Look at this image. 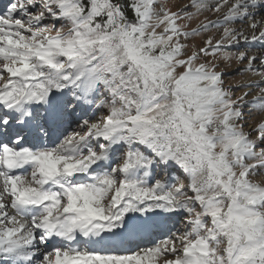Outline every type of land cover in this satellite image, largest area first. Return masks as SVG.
Here are the masks:
<instances>
[{
    "label": "snow or ice",
    "instance_id": "6c2138e0",
    "mask_svg": "<svg viewBox=\"0 0 264 264\" xmlns=\"http://www.w3.org/2000/svg\"><path fill=\"white\" fill-rule=\"evenodd\" d=\"M0 264H264V0H8Z\"/></svg>",
    "mask_w": 264,
    "mask_h": 264
},
{
    "label": "rangeland",
    "instance_id": "374dc122",
    "mask_svg": "<svg viewBox=\"0 0 264 264\" xmlns=\"http://www.w3.org/2000/svg\"><path fill=\"white\" fill-rule=\"evenodd\" d=\"M7 2L8 0H0V4H2V6H0V9H2ZM187 2L188 0H172L173 4H185ZM253 51H257V49L254 48ZM247 79H258V77L253 76L252 74L248 73V74H244L243 76L237 75L235 76V78H233L232 76H229L227 78V80L232 81V82H238L240 80H247Z\"/></svg>",
    "mask_w": 264,
    "mask_h": 264
},
{
    "label": "bare ground",
    "instance_id": "6f19581e",
    "mask_svg": "<svg viewBox=\"0 0 264 264\" xmlns=\"http://www.w3.org/2000/svg\"><path fill=\"white\" fill-rule=\"evenodd\" d=\"M0 6H2V4H0Z\"/></svg>",
    "mask_w": 264,
    "mask_h": 264
}]
</instances>
